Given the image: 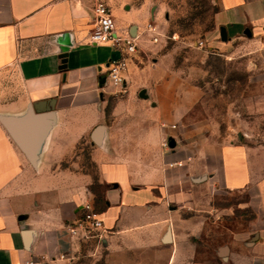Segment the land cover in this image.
<instances>
[{
  "label": "crops",
  "instance_id": "1",
  "mask_svg": "<svg viewBox=\"0 0 264 264\" xmlns=\"http://www.w3.org/2000/svg\"><path fill=\"white\" fill-rule=\"evenodd\" d=\"M131 1L108 0L117 35L137 45L124 85L113 87L108 65L120 54L110 43H91V0H0V118L20 125L52 116L35 166L0 122V264H145L147 253L155 256L152 264H207L199 247L219 236L247 245L261 226L264 146L242 143L239 133L233 143L230 131L203 134L212 128L200 120L186 125L200 101L199 69L175 65L179 47L165 49L160 25L157 42L152 33L143 37L157 16ZM217 6L214 40L202 49L254 43L264 69V0H217ZM98 126L100 145L91 139ZM166 138L176 141L174 149L163 148ZM80 147L93 173L78 164ZM95 183L101 192L91 191ZM244 195L248 201L226 203ZM89 203L103 231L84 242L67 227ZM247 209L253 229L211 227L215 215L228 219ZM254 236L250 251L264 264ZM223 251L224 263L247 264Z\"/></svg>",
  "mask_w": 264,
  "mask_h": 264
},
{
  "label": "rangeland",
  "instance_id": "2",
  "mask_svg": "<svg viewBox=\"0 0 264 264\" xmlns=\"http://www.w3.org/2000/svg\"><path fill=\"white\" fill-rule=\"evenodd\" d=\"M141 5H146L148 12L156 14L157 20L151 19L148 24L161 26L163 41L167 42L165 49L179 47L175 65L185 69L187 67L188 71H192L193 68L199 69V78L194 80V83L202 90L200 101L193 112L186 116V125L191 127L189 122L200 120L212 128L203 134L216 135L213 130H218L219 136L216 137L219 138L230 131L232 136L229 140L233 143L239 142L236 135L239 133L242 143L264 146V69L258 63V50L254 43L242 47L231 45L226 48H223L224 44L218 43L208 54L204 49H197L193 45L198 41H203L204 44L206 40L209 43L213 42V16L218 10L217 0H132L130 4L133 7ZM115 10L117 11V7ZM148 24H145L144 30L142 29V36L146 39ZM172 35L178 36V42L166 41L167 37ZM80 149L76 151L78 164L93 173L95 170L89 161L88 151L83 147ZM101 190L102 186L96 183L91 187L93 193ZM218 196L222 195L214 194V197ZM220 199L215 198L213 202L217 204ZM248 199V195L232 196L226 203L235 204L236 201L245 202ZM92 206L97 211V208ZM239 213L240 215L237 212L229 213L231 218L228 219L223 215L219 217L215 215L213 218L215 224L211 227L253 229L252 223L255 220L253 212L247 209L246 212ZM224 217L226 219H223ZM260 228L252 230L246 240L247 245L232 244L231 237L219 236V242L214 240L216 244L199 247L198 258L207 264H226L221 251L227 247L228 252L232 253V258L247 264H255L258 261L257 253L251 252L249 245L254 235H257L256 245L264 247V214ZM152 257H155L152 253L144 254V263L152 264Z\"/></svg>",
  "mask_w": 264,
  "mask_h": 264
},
{
  "label": "built area",
  "instance_id": "3",
  "mask_svg": "<svg viewBox=\"0 0 264 264\" xmlns=\"http://www.w3.org/2000/svg\"><path fill=\"white\" fill-rule=\"evenodd\" d=\"M91 1L92 27L89 31L90 41L94 45L110 43L119 52V57L111 60L108 65L107 80L113 87H121L125 83L124 75L127 72L128 55L136 51V39L117 35L115 21L108 0ZM146 30L148 33L153 34L152 41L157 42L159 33L156 32L154 25L148 24ZM167 39L178 42V36L176 35L168 36ZM195 46L202 49L204 42L198 41ZM162 128H165V125H162ZM175 128L176 126H171V129L174 130ZM162 146L163 148H169L167 138L162 142ZM82 208L84 211L82 218L68 226L67 232L70 236L84 242L94 238L100 239L99 233L103 231V221L90 203Z\"/></svg>",
  "mask_w": 264,
  "mask_h": 264
},
{
  "label": "water",
  "instance_id": "4",
  "mask_svg": "<svg viewBox=\"0 0 264 264\" xmlns=\"http://www.w3.org/2000/svg\"><path fill=\"white\" fill-rule=\"evenodd\" d=\"M134 31V27L132 29ZM222 41L226 40L225 32L223 29L220 30ZM250 36V33H247ZM33 117L28 118L23 124L12 123L8 119L0 118V122L8 129L10 135L15 142L22 149L23 154L26 156L32 166L36 164V149L44 139L48 128L52 123V116L46 117ZM103 127L98 126L94 129L91 134V139L96 145H100L102 139ZM176 141L173 138H168L169 149H174ZM225 251H222V255Z\"/></svg>",
  "mask_w": 264,
  "mask_h": 264
}]
</instances>
